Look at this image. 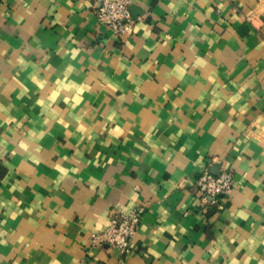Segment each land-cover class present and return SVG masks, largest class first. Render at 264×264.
Wrapping results in <instances>:
<instances>
[{"label": "crops", "instance_id": "obj_1", "mask_svg": "<svg viewBox=\"0 0 264 264\" xmlns=\"http://www.w3.org/2000/svg\"><path fill=\"white\" fill-rule=\"evenodd\" d=\"M131 1L118 38L94 0H0V264H264V0ZM135 207L130 254L90 244Z\"/></svg>", "mask_w": 264, "mask_h": 264}, {"label": "built area", "instance_id": "obj_2", "mask_svg": "<svg viewBox=\"0 0 264 264\" xmlns=\"http://www.w3.org/2000/svg\"><path fill=\"white\" fill-rule=\"evenodd\" d=\"M131 0H94L92 11L97 22L107 28L115 37L123 38L134 32V19L131 14ZM254 15L248 17L252 21ZM234 178L231 171L224 170L218 175L208 168L200 171L195 187L206 199L208 205H216L220 197L229 196L234 189ZM144 216L143 207H135L128 212L112 210L109 225L103 231L92 233L90 244L95 247H113L128 255Z\"/></svg>", "mask_w": 264, "mask_h": 264}]
</instances>
